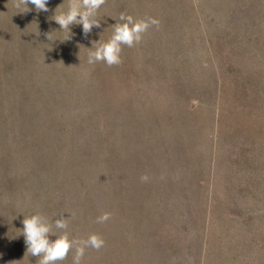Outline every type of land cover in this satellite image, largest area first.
Listing matches in <instances>:
<instances>
[{"label":"trees","instance_id":"1","mask_svg":"<svg viewBox=\"0 0 264 264\" xmlns=\"http://www.w3.org/2000/svg\"><path fill=\"white\" fill-rule=\"evenodd\" d=\"M28 7L0 0V264H38L19 231L34 214L50 239L104 240L81 264H256L264 0H106L101 27L68 40L53 20L67 0ZM120 13L159 26L121 64H89Z\"/></svg>","mask_w":264,"mask_h":264},{"label":"clouds","instance_id":"2","mask_svg":"<svg viewBox=\"0 0 264 264\" xmlns=\"http://www.w3.org/2000/svg\"><path fill=\"white\" fill-rule=\"evenodd\" d=\"M48 2L49 0H12L13 6L20 13L31 11L28 7L29 4L33 5L37 12H47L49 11L46 7ZM105 3L106 0H67L66 11L53 15V20L59 25L61 31L67 32L65 40L71 38L70 26L72 25L82 26L83 34L87 37L93 27H101L100 21L95 17ZM118 21L111 25L112 35L107 41L92 42V46L95 47L94 49L89 48V64L104 62L109 67L121 64L122 45L129 48L133 47L135 44L140 43L143 34L150 26H159V21L151 17L135 19L125 13H120ZM193 103H196V101H193ZM147 179V176L141 177L142 181ZM109 218L110 214L104 213L97 218V222L103 223ZM53 223L56 229L66 230L68 227L67 219H64L63 216ZM22 225L23 228L19 231L24 237L26 253L38 258V264H58V262H62L67 258L73 247H75V255L72 264H81L86 248L91 247L99 250L104 246V240L97 234H91L87 239L70 240L67 231H64L54 240L50 239L53 224L49 223L40 214L24 217Z\"/></svg>","mask_w":264,"mask_h":264},{"label":"rangeland","instance_id":"3","mask_svg":"<svg viewBox=\"0 0 264 264\" xmlns=\"http://www.w3.org/2000/svg\"><path fill=\"white\" fill-rule=\"evenodd\" d=\"M221 149H227V146L226 144L223 142V145L221 146ZM245 240V238H244ZM248 245V241H243V246L244 248H248L247 247ZM258 246H256V250H255V263L258 264V263H262L264 264V244H258ZM250 254V252H248L247 256Z\"/></svg>","mask_w":264,"mask_h":264}]
</instances>
